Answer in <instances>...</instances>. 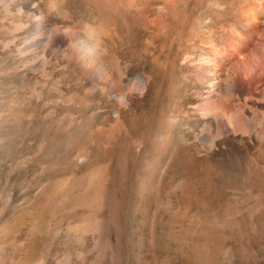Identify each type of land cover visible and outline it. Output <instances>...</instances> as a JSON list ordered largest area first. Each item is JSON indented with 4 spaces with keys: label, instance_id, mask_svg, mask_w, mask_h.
<instances>
[{
    "label": "rangeland",
    "instance_id": "374dc122",
    "mask_svg": "<svg viewBox=\"0 0 264 264\" xmlns=\"http://www.w3.org/2000/svg\"><path fill=\"white\" fill-rule=\"evenodd\" d=\"M138 1L0 0V264H264V40L230 57L250 101L202 75L247 0H179L178 25ZM56 32L99 43L105 84Z\"/></svg>",
    "mask_w": 264,
    "mask_h": 264
},
{
    "label": "bare ground",
    "instance_id": "6f19581e",
    "mask_svg": "<svg viewBox=\"0 0 264 264\" xmlns=\"http://www.w3.org/2000/svg\"><path fill=\"white\" fill-rule=\"evenodd\" d=\"M228 4H232V1ZM236 4V15L232 21H220L213 27L208 26V31L203 33L205 35L209 33L210 42H208L209 56L202 66V75L206 80V94L227 98L231 97V92H234L241 95L245 102H248L253 98V94L242 86L237 75L233 73L230 57L242 55L254 46V42L243 32L244 28L250 30L254 38L264 40V0H247L245 4L236 1ZM181 6L179 0H139L127 11V17L132 21L151 17L154 23L163 25L171 19L178 25L185 19L182 16L184 10ZM234 39L238 40V43H232ZM54 42L59 46L73 47L84 79L91 83H106L112 65L106 51L101 48L98 42L83 33H76L72 37L64 38L58 32L54 33ZM217 53L223 54V59L217 56L213 57ZM140 82L144 83V78ZM115 84L120 87L121 81L119 80ZM110 93L122 98V95H118L116 91ZM221 123L222 127L226 128L224 122Z\"/></svg>",
    "mask_w": 264,
    "mask_h": 264
}]
</instances>
